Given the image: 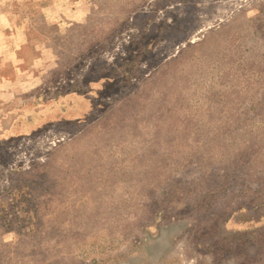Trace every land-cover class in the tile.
<instances>
[{
	"label": "rangeland",
	"instance_id": "rangeland-1",
	"mask_svg": "<svg viewBox=\"0 0 264 264\" xmlns=\"http://www.w3.org/2000/svg\"><path fill=\"white\" fill-rule=\"evenodd\" d=\"M0 264H264V0H0Z\"/></svg>",
	"mask_w": 264,
	"mask_h": 264
}]
</instances>
